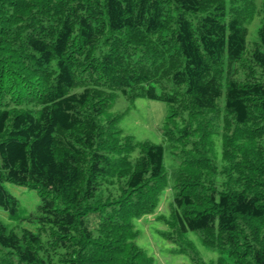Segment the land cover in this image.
<instances>
[{"label": "trees", "instance_id": "1", "mask_svg": "<svg viewBox=\"0 0 264 264\" xmlns=\"http://www.w3.org/2000/svg\"><path fill=\"white\" fill-rule=\"evenodd\" d=\"M254 12L253 0H0V205L17 215L7 182L41 197L37 231L0 219V264H153L134 219L168 184L163 235L196 231L216 264H264ZM119 92L168 103L165 145L124 133Z\"/></svg>", "mask_w": 264, "mask_h": 264}, {"label": "rangeland", "instance_id": "2", "mask_svg": "<svg viewBox=\"0 0 264 264\" xmlns=\"http://www.w3.org/2000/svg\"><path fill=\"white\" fill-rule=\"evenodd\" d=\"M255 12L245 21L248 28L247 51L249 52L259 43L258 29L264 20V0H253ZM229 4V2H228ZM227 62V57H224ZM239 76V74H237ZM240 77V76H239ZM223 95L218 99V106L224 111L225 85ZM114 113H122L120 124L125 134H130L138 141L149 140L158 144L167 142L169 130L168 113L170 106L159 99H150L138 95L131 99L128 95L119 92L112 106ZM216 159L219 163L220 137L215 135ZM139 155V148L131 153L135 159ZM166 160V159H165ZM168 169V162L166 160ZM8 190L19 200L17 215L0 205V219L10 228L19 232L22 227L37 231L39 223L36 218L30 217L37 213L41 197L38 189L7 182ZM172 188L168 186L162 192L160 200L151 213L134 219L139 235L136 242L153 257V264H216L218 250L205 244L196 231H189L187 237L172 238L162 234L167 229L160 215H168L171 211ZM189 241V242H188Z\"/></svg>", "mask_w": 264, "mask_h": 264}]
</instances>
